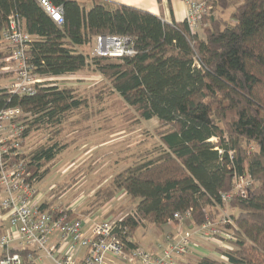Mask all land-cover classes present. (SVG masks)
I'll list each match as a JSON object with an SVG mask.
<instances>
[{
    "label": "trees",
    "instance_id": "trees-1",
    "mask_svg": "<svg viewBox=\"0 0 264 264\" xmlns=\"http://www.w3.org/2000/svg\"><path fill=\"white\" fill-rule=\"evenodd\" d=\"M48 1L62 8V25L40 0H0V69L8 49L3 33L15 19L31 37L27 57L36 76L76 75L92 66L139 120L156 119L165 128L157 155L127 167L105 192V200L124 192L137 201L122 225L126 251L137 247L132 240L142 223L168 228L175 214L190 211L194 228L224 210L233 223L226 225L232 247L221 260L206 256L197 264H264V0H202L211 7L203 38L186 18L166 23L103 0H90L89 8L81 0ZM215 9L230 11L229 21L215 18ZM99 36L129 37L136 54L90 59L81 49ZM86 105L71 87L41 84L31 96L0 90V113L19 108L28 116L17 119L24 126L21 147L32 131L59 128L57 136ZM63 149L50 139L24 153L30 182L38 183ZM240 178L249 181L244 195L235 189ZM223 194L231 195L228 206ZM50 207L45 201L42 209ZM21 255L22 264H34Z\"/></svg>",
    "mask_w": 264,
    "mask_h": 264
},
{
    "label": "built area",
    "instance_id": "built-area-1",
    "mask_svg": "<svg viewBox=\"0 0 264 264\" xmlns=\"http://www.w3.org/2000/svg\"><path fill=\"white\" fill-rule=\"evenodd\" d=\"M186 4V20L192 31L197 32L203 19L211 15V7L202 0H187ZM40 5L55 23L63 24L61 7L53 6L48 0H40ZM30 39L19 22L11 19L8 29L3 33V43L10 51L9 60L15 63V77L10 85L13 94L31 96L43 84L33 73L28 61ZM135 54L129 37L99 36L94 41L93 56L96 57L117 59ZM21 113L19 108L0 113V210L1 216L9 224L8 230L0 236V264H22L21 253H26L34 264H179L178 261L189 255L195 247L192 235L216 245L232 240L226 225L233 223L221 210L222 214L217 220L212 222L207 219L203 225L192 228L187 235L178 238L165 235V246L158 247L162 252L160 256L138 246L130 249L128 254V241L122 237L128 229L122 230V225L134 215L126 214L96 222L91 218H73L74 211L70 208L42 209L45 201L41 197L37 198L36 179L30 182L31 174L25 167L24 152L21 151L24 127L17 121ZM248 184L247 179H237L235 189L244 195V187ZM230 199L231 195H222L227 206ZM191 219L190 211L177 213L170 225L173 222L184 225ZM86 226L89 228L85 229ZM80 249L86 253L82 259L77 257Z\"/></svg>",
    "mask_w": 264,
    "mask_h": 264
},
{
    "label": "rangeland",
    "instance_id": "rangeland-1",
    "mask_svg": "<svg viewBox=\"0 0 264 264\" xmlns=\"http://www.w3.org/2000/svg\"><path fill=\"white\" fill-rule=\"evenodd\" d=\"M229 15L230 11L221 14L219 9L214 10L217 19L229 21ZM203 28L198 30L201 38L204 37ZM93 48L94 44L91 43L83 47L81 52L91 59ZM4 51L7 57L2 61L5 64L3 68H15L14 61L9 60L10 51ZM13 68L4 72L0 69V90L11 91L10 85L15 77ZM9 75L13 76L11 80ZM40 79L46 86L73 88L78 98L87 101V105L80 109L78 114L81 116L74 115L70 121L62 124L63 130L57 136L55 131L59 128L32 131L26 138L21 148L26 154L50 139L57 140L64 147L57 158L40 171L41 175L48 170L35 186L37 198L51 203L50 210L71 208L74 211L73 218H91L96 222L134 213L137 201L124 192H117L105 200V192L113 188L115 177L127 167L157 155L160 149L159 134L165 128L156 119L139 120L135 111L112 92L108 81L92 66L76 75ZM19 117L25 121L28 116L21 113ZM226 210L229 212L231 209L228 207ZM190 226L189 222L180 225L178 234H189L192 229ZM167 234L174 235L169 228L158 229L146 222L145 225L140 224L134 240L144 251L160 256L162 252L158 247L165 246ZM192 237L194 246L206 249L210 256L219 260L224 251L232 247L228 243L216 245L206 242L198 235ZM199 259L191 258L189 264H196Z\"/></svg>",
    "mask_w": 264,
    "mask_h": 264
},
{
    "label": "crops",
    "instance_id": "crops-1",
    "mask_svg": "<svg viewBox=\"0 0 264 264\" xmlns=\"http://www.w3.org/2000/svg\"><path fill=\"white\" fill-rule=\"evenodd\" d=\"M103 1H106L112 5H125V6H129V7H133V8L145 11V12H149L151 14H154V15L160 17L163 20V22H166V23H172V21L181 22V21L185 20L186 14H187L186 0H184V1H175L174 0L171 2V4H168L167 0H162L161 3H159L158 0H103ZM81 2L86 3L87 8H89V5L91 4L90 0H81ZM12 68L13 67L7 66V67L3 68L2 70H3V72L4 71H10ZM8 78H10V80H11L13 78V76L9 75ZM12 83H13V81H12ZM43 200L44 199H42V201ZM1 215H2V213L0 210V236L2 234H4L9 228L8 221L5 220V217H2ZM88 228H89L88 226L85 227V229H88ZM168 228L170 229L171 232H173L174 238H178V236L181 235V234L179 235L177 232L178 230L181 229L180 225L174 224V225H170ZM132 242L136 246L141 247V245L137 241H135L134 238H133ZM129 250H130V248H129ZM85 255H86L85 250L80 249L78 251L77 257H78V259H82L85 257ZM206 256L214 258V257L210 256L209 252L206 249H203L202 247L198 248L197 246H195L192 249L191 253L189 255L183 257L182 259H180L178 261V263L179 264H189L191 258L196 257L199 259V258L206 257ZM48 264H50V263L48 262Z\"/></svg>",
    "mask_w": 264,
    "mask_h": 264
}]
</instances>
